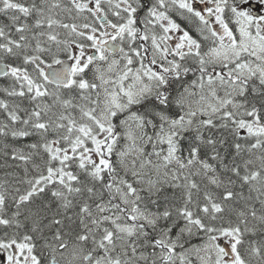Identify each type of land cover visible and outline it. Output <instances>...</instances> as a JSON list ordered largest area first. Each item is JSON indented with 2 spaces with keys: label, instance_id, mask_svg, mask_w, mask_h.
<instances>
[{
  "label": "snow or ice",
  "instance_id": "1",
  "mask_svg": "<svg viewBox=\"0 0 264 264\" xmlns=\"http://www.w3.org/2000/svg\"><path fill=\"white\" fill-rule=\"evenodd\" d=\"M0 264H264V0H0Z\"/></svg>",
  "mask_w": 264,
  "mask_h": 264
}]
</instances>
